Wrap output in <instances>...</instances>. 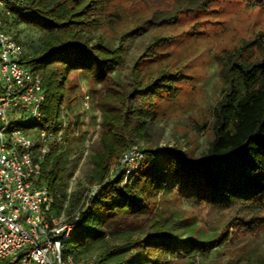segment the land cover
Returning <instances> with one entry per match:
<instances>
[{"label": "trees", "instance_id": "16d2710c", "mask_svg": "<svg viewBox=\"0 0 264 264\" xmlns=\"http://www.w3.org/2000/svg\"><path fill=\"white\" fill-rule=\"evenodd\" d=\"M3 2L9 10L6 14L0 9L4 24L24 23L44 33L39 53L23 61L42 77L45 88L42 118L21 126L27 131L47 129L56 134L67 115L62 113V107L68 74L81 72L95 83H104L123 64L128 38L142 27L121 33L116 43H107L101 36L93 40L91 32L102 27L105 19L109 24L119 19L116 13H107L109 0ZM177 2L179 11L204 8L209 0ZM174 14L155 11L146 22L155 24L174 18ZM159 39L154 38L145 52L133 60L129 88H123L117 99L114 94L109 98L105 92L98 101L101 148L92 155L94 169L85 180L88 187L96 189L91 197L77 201V229L63 243V252L78 258L101 245L103 248L92 264H163L168 257L193 259L208 255V242L184 237L177 230V219L169 222L167 218L151 216L145 229L136 236L131 231L122 234L110 228L111 223L122 217L150 215L151 197L155 195L160 198L176 192L194 207L229 206L235 208L233 219L237 220L245 214L254 217L264 210V53L251 63L239 61L237 50L222 57L225 86L214 106L213 137L198 159L189 158L173 147H155L126 180L117 161L114 173L110 174V164L123 149L134 144L133 134L146 138L154 131L144 101L160 89H166L172 98L175 96L176 73L162 72L143 82L136 70L141 58H151L154 51L149 48ZM62 139H68L66 129ZM48 146L41 161L40 179L51 188L57 203L67 175V151L59 141H49ZM69 220L74 221L72 216ZM108 237L123 240L108 244Z\"/></svg>", "mask_w": 264, "mask_h": 264}, {"label": "rangeland", "instance_id": "374dc122", "mask_svg": "<svg viewBox=\"0 0 264 264\" xmlns=\"http://www.w3.org/2000/svg\"><path fill=\"white\" fill-rule=\"evenodd\" d=\"M177 1L109 0L107 13H116L119 19L115 18L113 24L105 19L102 27L91 32L93 40L101 36L107 43H116L121 33L142 27L125 43L123 64L102 84L81 72L68 74L62 107V113L67 114L63 121L68 124V139L60 141L67 151V175L55 207L62 217L77 211V201L84 196L91 197L96 189L88 187L85 180L94 169L91 157L101 148L99 99L105 92L109 98L114 94L117 99L123 88H129L132 62L145 52L154 38L160 39L149 48L154 51L151 58L142 60L144 56L136 66L139 77L145 82L165 72L176 73L177 78L173 84L174 98L166 89H160L150 100L144 101L155 128L146 138L133 134L132 146L145 150V157L152 148L173 147L189 158L198 159L213 137L214 106L225 86L222 57L236 50L238 60L245 63L262 57L264 0H209L204 8L179 11ZM155 11L175 12L174 18L155 24L146 22ZM5 26L15 34L25 58L39 53L43 31L24 23L9 22ZM85 95L89 96L88 107L83 105ZM20 114V110L10 113L9 128L23 122ZM31 137L39 142L36 131L31 132ZM116 161L110 164V174L116 169ZM151 201L150 215L122 217L111 223L110 228L122 234L131 231L136 236L145 229L151 216L167 218L169 222L177 219V230L184 237L198 238L208 242L209 247L205 257H168L163 264H264V210L254 217L245 214L237 220L233 219L235 208L209 204L194 207L176 192L160 198L152 196ZM122 240L108 237L107 243L119 244ZM102 248L97 245L80 258L93 261Z\"/></svg>", "mask_w": 264, "mask_h": 264}, {"label": "built area", "instance_id": "2783aa9c", "mask_svg": "<svg viewBox=\"0 0 264 264\" xmlns=\"http://www.w3.org/2000/svg\"><path fill=\"white\" fill-rule=\"evenodd\" d=\"M0 9L9 14L3 0ZM24 58L15 34L0 17V264H92L63 252V243L77 229L79 212L62 217L55 210V194L40 179L48 142H60L68 124L63 121L56 134L21 126L42 118L45 100L42 77ZM88 99L85 95V107ZM16 110L23 122L9 128V115ZM32 131L37 132L38 143ZM144 157L143 149L136 146L120 152L118 168L124 180L143 164ZM71 216L74 221L69 220Z\"/></svg>", "mask_w": 264, "mask_h": 264}]
</instances>
